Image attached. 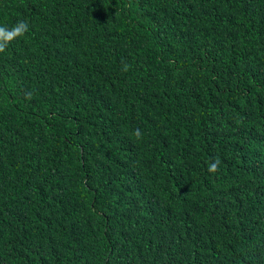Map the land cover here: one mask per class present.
Listing matches in <instances>:
<instances>
[{
    "label": "trees",
    "instance_id": "obj_1",
    "mask_svg": "<svg viewBox=\"0 0 264 264\" xmlns=\"http://www.w3.org/2000/svg\"><path fill=\"white\" fill-rule=\"evenodd\" d=\"M20 21L0 264H264V0H0Z\"/></svg>",
    "mask_w": 264,
    "mask_h": 264
},
{
    "label": "clouds",
    "instance_id": "obj_2",
    "mask_svg": "<svg viewBox=\"0 0 264 264\" xmlns=\"http://www.w3.org/2000/svg\"><path fill=\"white\" fill-rule=\"evenodd\" d=\"M29 29V25L20 21L13 27L9 28L6 25H0V53H4L8 48L9 44L18 37L23 36ZM125 70H127V66H125ZM137 138H140L141 132L139 129L136 130ZM219 160H215L209 166L210 172H216L219 169Z\"/></svg>",
    "mask_w": 264,
    "mask_h": 264
}]
</instances>
